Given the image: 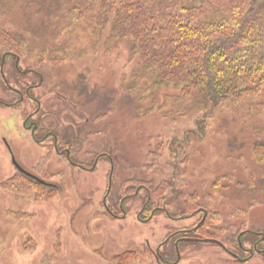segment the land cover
Segmentation results:
<instances>
[{
	"label": "rangeland",
	"instance_id": "374dc122",
	"mask_svg": "<svg viewBox=\"0 0 264 264\" xmlns=\"http://www.w3.org/2000/svg\"><path fill=\"white\" fill-rule=\"evenodd\" d=\"M102 10L0 0V62L17 57L0 73L23 91L38 84L18 101L0 74V264H264L253 249H264V96L214 105L154 84L131 38L111 36L113 15L97 25ZM38 103L45 125L82 139L74 160L105 153L95 167L32 138L24 120ZM11 154L49 185L22 176ZM182 229L195 230L165 243ZM186 235L247 260L213 242L176 246Z\"/></svg>",
	"mask_w": 264,
	"mask_h": 264
},
{
	"label": "trees",
	"instance_id": "16d2710c",
	"mask_svg": "<svg viewBox=\"0 0 264 264\" xmlns=\"http://www.w3.org/2000/svg\"><path fill=\"white\" fill-rule=\"evenodd\" d=\"M99 1L97 25L113 15L111 36L131 38L154 84L182 85L214 105L264 96V0ZM10 54L17 58L13 51L3 58ZM245 232L238 233L241 247Z\"/></svg>",
	"mask_w": 264,
	"mask_h": 264
},
{
	"label": "flooded vegetation",
	"instance_id": "af4514ba",
	"mask_svg": "<svg viewBox=\"0 0 264 264\" xmlns=\"http://www.w3.org/2000/svg\"><path fill=\"white\" fill-rule=\"evenodd\" d=\"M10 56L13 57V55L10 54ZM4 61H5V57L3 58V61H2V64H4ZM14 67L16 69V71H19L20 69L18 68L19 67V60L16 59V63L14 64ZM23 72V73H22ZM21 73L22 74H29L30 71H22ZM1 74V77L3 79V82L5 83V85L12 91L14 92L15 94H18L19 97H18V101H24L25 99V96L27 98H31V94H30V90L35 87V86H38L37 85H34V84H30V83H27V85L25 86V89L24 91L22 89H19L18 87L15 88V87H12L8 82H7V79L5 78V75L4 73H0ZM23 84V83H22ZM11 105V103H9ZM39 106L38 108L32 112L31 114H28L27 117L25 118L24 120V124L26 125V128L30 130L31 132V135H32V138L39 142V143H44L46 142L48 139H51V143H52V146L53 148L58 152V153H61L62 155H65L66 159L68 160L69 163H71L72 165H76V166H79L80 168L82 169H86V165H89L91 164L90 162H92V165H91V168L95 167L98 163V161L100 160V158L102 156H104V152H100L96 155V157L94 159H91L88 160V164L84 161H77V160H74L73 159V155L75 154V151H74V147H75V144H80V142H82V139L80 137L77 136V134H68V133H63L62 132V129L59 125L58 122H55L53 125H45L41 120V115H40V103H38ZM34 116H37L36 119H33ZM86 161V160H85ZM86 163V164H85ZM110 191V190H109ZM108 191V192H109ZM107 192V193H108ZM127 196H123L122 197V200L124 198H126ZM106 201V200H105ZM104 201V202H105ZM105 207L111 211L109 209V207H107V204L106 202L104 203ZM161 207H156V208H153L151 210V214L150 216L152 217L153 213L157 210H160ZM149 217V219L151 218ZM181 231H183L184 233H189V232H193L191 231L190 229H187V230H178V231H175L174 233H172L170 235V237H167L166 240H165V243L174 235L176 234H179ZM184 237H196V236H178L175 240V243H176V246L179 242L181 241H186V240H181L182 238ZM164 243V244H165ZM257 245H255L253 247V249L257 252V251H264V249H257L256 247ZM256 247V248H255ZM177 249V247H176ZM250 253H253L252 250H249ZM262 253V252H261ZM158 256H159V253H157Z\"/></svg>",
	"mask_w": 264,
	"mask_h": 264
},
{
	"label": "water",
	"instance_id": "95a60500",
	"mask_svg": "<svg viewBox=\"0 0 264 264\" xmlns=\"http://www.w3.org/2000/svg\"><path fill=\"white\" fill-rule=\"evenodd\" d=\"M8 149L10 150L9 145L7 144ZM11 160L13 162V164L15 165V167L22 173L28 175L29 177L39 181L40 183L49 185V183H47L46 181H44L43 179H41L40 177H38L37 175L31 173L30 171H28L27 169H25L15 158V156L13 154H11ZM113 170V169H112ZM112 172V171H111ZM111 188V176L109 179V187H108V191ZM105 201V199H104ZM105 203V202H104ZM204 220V218L202 219V221ZM181 240H186V241H199V242H213L217 245H219L221 248H223L226 252H228L230 255L236 256V254H234L232 251L228 250L225 245L223 244V242L219 239L216 238H201V237H184ZM258 252H263V251H258Z\"/></svg>",
	"mask_w": 264,
	"mask_h": 264
},
{
	"label": "bare ground",
	"instance_id": "6f19581e",
	"mask_svg": "<svg viewBox=\"0 0 264 264\" xmlns=\"http://www.w3.org/2000/svg\"><path fill=\"white\" fill-rule=\"evenodd\" d=\"M32 173V172H31ZM34 174V173H33ZM26 175V174H25ZM28 176V175H27ZM33 179V178H32ZM35 180V179H34ZM37 181V180H36ZM39 182V181H38ZM40 183V182H39ZM41 184H43V183H41ZM44 185H46V184H44ZM194 242H199V241H194ZM262 253H264V251L262 252Z\"/></svg>",
	"mask_w": 264,
	"mask_h": 264
}]
</instances>
